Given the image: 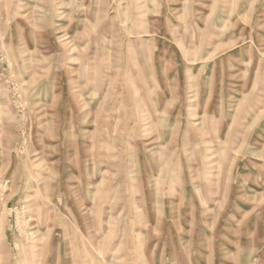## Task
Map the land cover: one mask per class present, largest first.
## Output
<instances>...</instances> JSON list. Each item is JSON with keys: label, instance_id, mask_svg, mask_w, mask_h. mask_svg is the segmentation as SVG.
Listing matches in <instances>:
<instances>
[{"label": "rangeland", "instance_id": "rangeland-1", "mask_svg": "<svg viewBox=\"0 0 264 264\" xmlns=\"http://www.w3.org/2000/svg\"><path fill=\"white\" fill-rule=\"evenodd\" d=\"M0 264H264V0H0Z\"/></svg>", "mask_w": 264, "mask_h": 264}]
</instances>
